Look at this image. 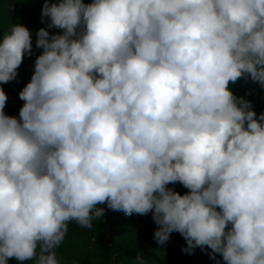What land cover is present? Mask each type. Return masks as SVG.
Returning <instances> with one entry per match:
<instances>
[{
    "label": "clouds",
    "instance_id": "obj_1",
    "mask_svg": "<svg viewBox=\"0 0 264 264\" xmlns=\"http://www.w3.org/2000/svg\"><path fill=\"white\" fill-rule=\"evenodd\" d=\"M41 22L18 117L0 86V264H62L69 223L104 204L151 213L159 245L264 264V113L230 89H264V0H43ZM32 35L4 32L0 85Z\"/></svg>",
    "mask_w": 264,
    "mask_h": 264
},
{
    "label": "trees",
    "instance_id": "obj_2",
    "mask_svg": "<svg viewBox=\"0 0 264 264\" xmlns=\"http://www.w3.org/2000/svg\"><path fill=\"white\" fill-rule=\"evenodd\" d=\"M91 3L92 0H83ZM43 0H0V43L4 32L13 24H23L32 32L33 54L25 56L19 67L15 81L0 85L8 96L4 109L7 115L19 116L23 101L18 93L29 82L34 70L35 58L42 49L35 47L36 32L47 23L41 22ZM50 34H62V29H49ZM230 89L238 97L250 100L257 117L264 113V89L250 79L241 78ZM181 194L188 190L181 184L169 185ZM101 220L93 221L91 229L81 228L75 221L69 223L68 233L57 249L62 264H134L137 253H143L148 264H220L224 261L216 254V260L210 258L211 249L197 247L193 254L182 251L186 241L177 232H173L169 241L159 245L153 238L157 225L152 214L131 216L122 211H112L107 205ZM8 264H32V261H18L12 258Z\"/></svg>",
    "mask_w": 264,
    "mask_h": 264
},
{
    "label": "rangeland",
    "instance_id": "obj_3",
    "mask_svg": "<svg viewBox=\"0 0 264 264\" xmlns=\"http://www.w3.org/2000/svg\"><path fill=\"white\" fill-rule=\"evenodd\" d=\"M32 74H33V72H32ZM32 74H31V75H32Z\"/></svg>",
    "mask_w": 264,
    "mask_h": 264
}]
</instances>
